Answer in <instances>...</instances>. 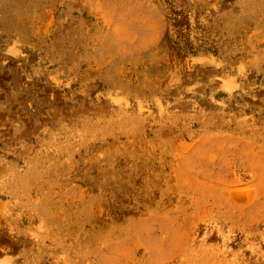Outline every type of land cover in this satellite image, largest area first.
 Here are the masks:
<instances>
[{"label":"rangeland","instance_id":"rangeland-1","mask_svg":"<svg viewBox=\"0 0 264 264\" xmlns=\"http://www.w3.org/2000/svg\"><path fill=\"white\" fill-rule=\"evenodd\" d=\"M0 264H264V0H0Z\"/></svg>","mask_w":264,"mask_h":264}]
</instances>
